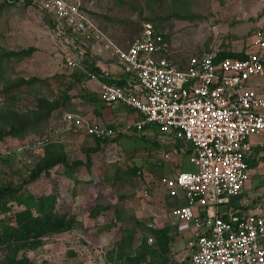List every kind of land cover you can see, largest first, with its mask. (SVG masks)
Returning a JSON list of instances; mask_svg holds the SVG:
<instances>
[{
    "label": "rangeland",
    "instance_id": "1",
    "mask_svg": "<svg viewBox=\"0 0 264 264\" xmlns=\"http://www.w3.org/2000/svg\"><path fill=\"white\" fill-rule=\"evenodd\" d=\"M10 1L0 0V189H20L22 202H7L8 210L0 205V232L14 226L18 212L37 216L39 204L71 227L0 244V264H177L183 238L171 210L179 202L166 196L163 176L149 173L146 160L152 146L178 145L156 132L95 139L67 127L65 112L110 125L97 121L88 101L90 68L69 71L68 47L56 40L48 16L31 0ZM84 6L102 33L83 46L86 61L115 65L109 43L126 49L146 27L163 35L174 62L184 63L205 52L243 53L264 19V0H85ZM39 117L23 133L12 131ZM256 164L244 190L249 199L264 187V169ZM143 185L149 201L139 196Z\"/></svg>",
    "mask_w": 264,
    "mask_h": 264
},
{
    "label": "built area",
    "instance_id": "2",
    "mask_svg": "<svg viewBox=\"0 0 264 264\" xmlns=\"http://www.w3.org/2000/svg\"><path fill=\"white\" fill-rule=\"evenodd\" d=\"M31 2L50 19L56 40L68 47L64 66L87 68L83 46H93L102 33L87 17L85 0ZM109 44L130 77L123 84L103 85L99 100L138 112L137 131L153 127L167 144L178 145L163 153V163L173 168L184 157L191 167L161 177L166 196L184 201L171 210L188 231L177 264H264V212L242 215L231 202L250 178L251 139H264V93L248 86L264 73L263 28L248 46L254 50H245L242 59L205 52L174 62L163 35L150 27L126 49ZM88 76L96 79L94 73ZM62 122L95 139L116 135L75 112H65ZM139 196L149 201V187L143 185Z\"/></svg>",
    "mask_w": 264,
    "mask_h": 264
},
{
    "label": "crops",
    "instance_id": "3",
    "mask_svg": "<svg viewBox=\"0 0 264 264\" xmlns=\"http://www.w3.org/2000/svg\"><path fill=\"white\" fill-rule=\"evenodd\" d=\"M260 28H263L264 30V19L260 20L259 23H257ZM258 30V29H257ZM256 32V31H255ZM254 32V33H255ZM249 38V43H247V49L246 51H252L254 48L249 49L248 46L253 40V35ZM244 50V51H245ZM87 62V61H86ZM90 65V66H89ZM87 68H96L98 74H95L96 79H89L86 83L87 93H89V99L90 105L92 108V111H94V114L98 116L97 121L102 122L106 121L110 123V125H107L106 128L113 129L117 133H138V132H147L148 134L158 133L157 130L153 127L144 126L141 131H137L134 128V124L138 122L141 119V115L136 112L133 109L124 107L123 105L116 104L113 107H108L104 105L99 100V94L101 92L103 85H109L110 82L113 84L120 83L123 84L125 80H127L130 76L124 72L123 68L119 66L118 64L115 65V63L109 62L108 64L97 60V61H89L87 62ZM110 81V82H109ZM248 86L256 90L258 93H264V73L262 76H258L255 78H252L248 81ZM86 116V115H85ZM96 120V118H93ZM128 120V125H126L124 128L119 127L122 121ZM252 143V152L251 155L248 157V165L250 168L251 163H257L256 168H263L264 169V139H260L257 137H254L251 139ZM153 148L149 152L148 159L146 160L149 164L148 172L155 173L160 176L169 175L171 173H174L176 170L178 171V167L184 170H190L191 167L184 161V157L177 159L178 166L170 168L167 164L163 163L162 161V155L164 152L169 151L172 147H165V150L157 149V147L152 146ZM176 164V163H175ZM253 169L250 168V174L253 172ZM251 176V175H250ZM249 180H251L249 178ZM248 180V182H250ZM247 182V183H248ZM246 183V185H247ZM244 187L242 193L236 197L233 198L231 202L234 204V207L240 210V214L246 215L249 213H260L264 212V187L256 189L253 193L250 195V199L245 196L244 190L246 191L248 189V185ZM249 191V190H247ZM170 199V198H169ZM177 200V199H174ZM179 205H183V200H178ZM178 205V206H179ZM178 233L183 238L181 242L177 244L178 249L180 252L184 249L187 237H188V231L182 230L180 226L178 225Z\"/></svg>",
    "mask_w": 264,
    "mask_h": 264
},
{
    "label": "trees",
    "instance_id": "4",
    "mask_svg": "<svg viewBox=\"0 0 264 264\" xmlns=\"http://www.w3.org/2000/svg\"><path fill=\"white\" fill-rule=\"evenodd\" d=\"M9 3V1L7 0ZM12 3V2H11ZM216 55L219 59L225 57L239 58L242 59L245 57L244 53L239 54H230L226 52H216ZM90 71L98 74L96 68H91ZM110 82V81H109ZM113 84L112 82L109 83ZM120 84V83H115ZM47 117V115H46ZM45 118V117H44ZM43 117H39L33 122L22 124L12 131L16 134L23 133L28 125L34 127L36 124H39ZM37 173H34L31 176V180L35 179ZM20 189H15L11 187H6L0 189V205L8 210L7 202L15 201L22 202L18 199V192ZM37 216H34L29 209L16 213L14 226H5L0 232V244L2 246H9L12 243H17L20 241H26L28 239H38L46 233L55 232L60 229L70 228L71 225L64 217H59L55 214H52L50 209H44L40 204L37 208ZM164 250L166 248V240L163 242Z\"/></svg>",
    "mask_w": 264,
    "mask_h": 264
}]
</instances>
